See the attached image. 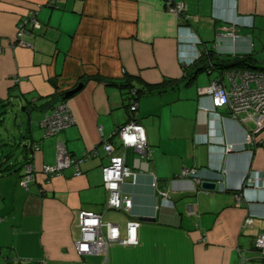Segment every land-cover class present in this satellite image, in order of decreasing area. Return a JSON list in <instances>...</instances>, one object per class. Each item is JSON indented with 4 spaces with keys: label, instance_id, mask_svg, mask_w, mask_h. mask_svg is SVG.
I'll return each instance as SVG.
<instances>
[{
    "label": "crops",
    "instance_id": "obj_1",
    "mask_svg": "<svg viewBox=\"0 0 264 264\" xmlns=\"http://www.w3.org/2000/svg\"><path fill=\"white\" fill-rule=\"evenodd\" d=\"M175 3L186 6L185 22L168 10ZM33 12L41 28L21 47L19 24ZM211 50L264 63V0H0V110L22 108L30 121L24 134L20 120L9 128L0 119V264H264L255 248L264 233V187L247 184L264 174V128L256 131L249 115L232 118L228 107L216 110L219 118L201 109L212 108L201 94L212 81L228 90L242 81L238 70L215 67L192 80ZM126 82L131 86L118 85ZM79 83L82 90L66 100L75 122L47 137L39 123ZM133 87L154 92L138 97L135 114L151 160L125 150L117 136L134 120ZM109 142L138 174L123 185L131 213L105 208ZM59 144L86 160L81 174L69 168L48 181L43 168L57 164ZM227 145L237 149L226 152ZM28 165L35 180L24 189ZM183 169H197L199 185L177 178ZM204 181L217 189H202ZM81 212L100 214L123 232L138 219L139 243L80 254Z\"/></svg>",
    "mask_w": 264,
    "mask_h": 264
},
{
    "label": "built area",
    "instance_id": "obj_2",
    "mask_svg": "<svg viewBox=\"0 0 264 264\" xmlns=\"http://www.w3.org/2000/svg\"><path fill=\"white\" fill-rule=\"evenodd\" d=\"M168 10L177 15L180 20L186 21V6L180 3L168 4ZM41 25L37 19V13L33 12L30 17L22 20L19 24L16 34V42L21 47H27L24 38L27 35L33 34L39 30ZM231 36L237 37L235 33L230 32ZM200 43V41H199ZM237 77L241 78V83L234 81L231 90L219 81H212L205 89L202 90V96L211 100L212 108L203 109L211 116L220 117L216 112L218 108L229 107L231 117L237 118L239 115H249L257 126L256 131L264 128V75L252 72L237 73ZM255 84L253 88L251 84ZM132 91V95H135ZM138 102H134L130 106L131 111H136ZM75 122L69 105L66 103L58 105L52 113L47 115L44 120L39 123V126L44 130L47 137H54L61 133L66 128L70 127ZM118 138L121 140L125 150L134 149L139 152L146 160H151L152 151L149 148L146 130L134 120L124 125L117 132ZM254 141L253 134L248 136L247 142ZM237 149L234 145H227L226 152H231ZM34 150H38V146H34ZM104 150L110 155V164L103 167L102 177L103 185L109 196L105 204L106 210L115 212L131 213L133 209V199L130 195L124 193L123 185L127 179L136 180L137 172L132 171L125 163V155L114 156L115 148L112 143H106ZM97 154V153H96ZM86 160V156L75 158L68 154L63 144L58 145V161L56 165L45 166L43 168L46 179L60 175L64 170L74 168L75 175L80 173V165ZM33 167L28 165L24 177L20 182V186L24 189L29 188V184L35 180ZM197 169H183L177 178L191 179L194 178L198 184L200 180L197 178ZM248 186L264 187V174L255 173L248 179ZM152 186L157 188V181H154ZM166 195V194H165ZM167 196V195H166ZM238 204L241 203L240 197L237 198ZM193 207H189V213H193ZM253 217H249L245 221L246 227L252 226ZM78 228L80 232L79 239L75 245L77 250L82 255H97L100 253L107 254L110 247L114 244L121 245H137L138 229L141 222L138 219L129 220L125 231L117 224L106 223L103 221V216L91 212H81L78 215ZM255 247L264 255V233L255 240Z\"/></svg>",
    "mask_w": 264,
    "mask_h": 264
},
{
    "label": "trees",
    "instance_id": "obj_3",
    "mask_svg": "<svg viewBox=\"0 0 264 264\" xmlns=\"http://www.w3.org/2000/svg\"><path fill=\"white\" fill-rule=\"evenodd\" d=\"M51 6L52 7L55 6L54 1L51 3ZM207 52L208 53L203 54V56L199 58V61L202 62V66L198 67L197 70L195 71V73L191 76L192 80L195 78V76L199 72L208 71V70H210V68H213V67H215L217 71H221V70L222 71H224V70H238L237 73H244V72L247 71V72L258 73V74L264 75V64H260L258 62V60L256 58H254L252 55L236 56V57H234V56L233 57L232 56H224L225 58H222V56L215 54L214 50L207 51ZM192 80H190L189 83H191ZM109 84H117V82H109ZM118 85L120 87H123V86H128L129 87V86H131V85L128 84V82H126V83H118ZM155 88L157 90H159L161 87H155ZM132 91L136 92L135 95H132ZM142 93L143 94H147V95H153L154 94V92H152L150 90L145 91L143 88L139 89V88L133 87L131 89V91H130V97H131L130 106L134 102H138V97ZM63 103H66V100H62V102L60 104H63ZM29 104H31V103H29ZM2 105H4V104H2ZM225 107H227V106H225ZM28 109H29V107H26V111H28ZM228 109H229V107H228ZM229 112H231L230 109H229ZM130 113L133 115L132 118L134 119V121L139 123V120H137V118L135 117L136 111H131L130 110ZM230 115H231V113H230ZM122 127H120L119 130ZM21 180H20V182H21ZM257 251L259 252V250H257Z\"/></svg>",
    "mask_w": 264,
    "mask_h": 264
},
{
    "label": "rangeland",
    "instance_id": "obj_4",
    "mask_svg": "<svg viewBox=\"0 0 264 264\" xmlns=\"http://www.w3.org/2000/svg\"><path fill=\"white\" fill-rule=\"evenodd\" d=\"M259 61L260 64H264L263 61H261V59H257ZM2 109V108H1ZM0 119L5 121V127H9V128H13L14 124L16 123L15 120H20L21 124L23 125V129H24V134L26 133V129L28 127V123L29 121V117L28 114H26V112L21 109H14V110H7L6 108H4L2 111L0 110ZM22 127V126H20ZM16 128V127H15ZM15 136H16V142L19 143L20 139H21V133L18 131V129H15Z\"/></svg>",
    "mask_w": 264,
    "mask_h": 264
},
{
    "label": "water",
    "instance_id": "obj_5",
    "mask_svg": "<svg viewBox=\"0 0 264 264\" xmlns=\"http://www.w3.org/2000/svg\"><path fill=\"white\" fill-rule=\"evenodd\" d=\"M84 87L83 83H79L78 86L70 91H67L61 95L62 100H68L78 92L82 90ZM24 111V109H22ZM199 185V184H198ZM202 189L204 190H210V191H215L217 189V183L215 182H209V181H204L203 183L200 184Z\"/></svg>",
    "mask_w": 264,
    "mask_h": 264
},
{
    "label": "clouds",
    "instance_id": "obj_6",
    "mask_svg": "<svg viewBox=\"0 0 264 264\" xmlns=\"http://www.w3.org/2000/svg\"><path fill=\"white\" fill-rule=\"evenodd\" d=\"M190 34H191V35H186V36H189V37H190L189 40L194 38V34L191 33V32H190Z\"/></svg>",
    "mask_w": 264,
    "mask_h": 264
}]
</instances>
